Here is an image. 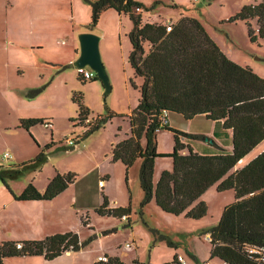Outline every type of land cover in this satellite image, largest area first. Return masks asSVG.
Wrapping results in <instances>:
<instances>
[{
	"label": "rangeland",
	"instance_id": "rangeland-1",
	"mask_svg": "<svg viewBox=\"0 0 264 264\" xmlns=\"http://www.w3.org/2000/svg\"><path fill=\"white\" fill-rule=\"evenodd\" d=\"M95 1L18 0L7 16L0 13V228L2 219L12 212L6 204L7 196L12 198L9 188L20 189L30 183L36 187L45 186L59 170L69 171L78 178L77 185L67 191L63 200H74L78 188L88 187L94 193L90 201V205H94L101 197L99 180H104L107 187L103 191L110 195L111 202L116 201L121 205L119 207H130L132 225L129 226L128 220L113 216L97 217L88 210L92 221L95 219L99 227L111 230L102 238H94V232H88L82 239L88 243L72 252L74 257H60L51 262L39 257L12 258L5 264H71L72 260L92 264L97 249L117 243L121 244L119 250L125 264H132L137 259L139 264H167L176 253H182L188 264H227L211 257L212 244L205 239L204 233L218 224L224 208L234 202V191L218 193L215 186L210 187L202 198L208 212L200 220L162 211L160 214L155 211V197L142 206L141 160L135 162L128 174L121 162L112 161V146L131 135L129 116L137 108L140 98L138 90L130 83L134 71L129 61L132 50L129 34L134 24L128 15L109 9L96 26L92 25L91 3ZM140 1L144 5V20L177 22L183 16L198 18L212 39L230 53L233 61L251 67L264 78V40L257 38L252 42L246 23L229 21L243 7L261 0H163L159 4L155 0ZM81 34L100 38L99 51L112 88L108 95H105L96 72L98 80L95 82L80 78L84 69H92L70 67L80 55ZM74 97L89 110V122L78 121L79 103ZM109 113L114 116L103 127L82 137L97 118L108 117ZM177 115L172 113L170 118H180ZM30 116L44 119L52 127L46 129L37 125L29 131L24 130L20 121L32 118ZM176 121L185 124L177 126L180 131L186 127L188 131H206L209 127V121L204 117L192 122ZM51 138L60 142L46 151L43 141ZM208 139L184 141L197 148L216 149L212 139L209 142ZM71 146L75 148L66 149ZM173 148L172 132L163 129L157 135V150L170 153ZM7 152L11 158L3 159ZM252 158L253 155L237 167L246 165ZM156 165L157 172L165 165H169L171 171L173 160L159 158ZM106 174L111 175L109 181ZM227 196H231V203L224 204L222 198ZM29 212L26 211L27 218H31ZM121 226L122 230L119 229ZM132 230L137 247H140L139 256L135 244L131 250L126 247V244L134 243ZM5 232L8 233L4 226Z\"/></svg>",
	"mask_w": 264,
	"mask_h": 264
},
{
	"label": "trees",
	"instance_id": "trees-1",
	"mask_svg": "<svg viewBox=\"0 0 264 264\" xmlns=\"http://www.w3.org/2000/svg\"><path fill=\"white\" fill-rule=\"evenodd\" d=\"M91 5L94 26L109 9L128 15L134 24L129 34L132 46L129 61L134 70L130 83L140 98L129 116L131 135L113 146L111 156L113 162H121L126 167L127 174L141 160L142 206L155 197L157 206L165 213L200 220L208 212L201 198L210 187L216 185L218 192L232 190L234 202L224 208L218 224L204 233L211 236V257L227 264H264V151L243 168L236 169L264 141V78L251 67L230 59L198 18L183 16L171 22L172 29L168 31L165 20H143L144 5L140 0H96ZM229 21L246 23L252 42L257 38L264 40V0L243 7ZM80 78L86 81L81 74ZM97 80L95 77L90 81ZM136 80H141V85ZM74 99L79 103L78 121L83 123L90 112L78 98ZM164 110L182 115L186 120L204 115L219 123L222 131L232 133V150L218 147L215 154H200L182 139L205 140L207 136L165 125L163 129L174 136V148L170 153L158 152L156 130L161 126ZM113 116L109 113L108 117L97 118L82 137L103 127ZM43 122L29 118L21 120L20 127L29 131ZM165 157L173 160V169L162 171L155 184L156 162ZM75 180L76 175L71 172L57 173L44 192L32 183L20 195L10 192L18 201L53 200ZM95 212L122 219L131 214V209L109 208L104 196L103 204ZM82 222L89 225L88 215L82 217ZM18 243L6 241L0 245V264L14 257L44 256L53 260L66 252L79 251L88 241H81L77 233L68 232L24 241L21 249L16 247ZM98 264L123 263L110 257L108 263ZM167 264H177L176 256Z\"/></svg>",
	"mask_w": 264,
	"mask_h": 264
},
{
	"label": "crops",
	"instance_id": "crops-1",
	"mask_svg": "<svg viewBox=\"0 0 264 264\" xmlns=\"http://www.w3.org/2000/svg\"><path fill=\"white\" fill-rule=\"evenodd\" d=\"M17 2H18V0H0V13H3V14L6 13V16H7L8 11L14 10L13 7H16ZM142 17H143V14H142ZM143 20H144V18H143ZM144 21H150V20H144ZM165 21L168 22V20H165ZM150 22H158V21H150ZM219 47L227 56L230 54L227 51L223 50L220 45H219ZM228 57L230 59L234 60L231 55H229ZM136 81H137L138 85H141V83H142L141 80H136ZM171 114L172 113H169V115H168V126L174 128V129L180 130V129H178L177 126H184L185 124L182 121L181 122L176 121V119H184V117L182 115H177V117H180V118H176L173 116H171L172 118H170ZM30 117H32V116H30ZM200 117H204L206 120H208L204 115H199V116L193 118L192 120H186V119L185 120L192 122L195 119L200 118ZM32 118H34V117H32ZM42 120H44V119H42ZM208 121H209V127H208V130H206V131H188V129H187L188 127H186L185 129H181V131L187 132V133H192V134H202V135L207 136L209 139L211 138L212 142H214L212 144L216 146V149H212V148H208V147H198L197 148L195 144H189V145L193 148L194 151H196L200 154H215L218 152V147H224L228 151H231L232 150V146H231V134L232 133H231V131H226V132L222 131L219 123H216V122L210 121V120H208ZM38 125H40V127H41L42 124H38ZM36 126H33L31 128H34ZM162 130L163 129L159 130L157 132V135ZM217 134L221 135V138H219V137L217 138L216 137ZM209 139H208V142H209ZM182 141L184 143L188 144V142H185L184 139H182ZM57 142H60V141H57V139L51 138L50 141H43L42 146H44V149H46L47 146H50L48 149H46V151H48V150H51L53 147L57 146ZM113 146H112V148H113ZM112 148H111V155H112ZM66 149L67 150H73L71 147H67ZM263 151H264V141L259 146H257L243 160L247 159L248 157H250L252 155H253V158L251 160H253L256 156H258ZM158 152L164 153L162 151H159V149H158ZM184 153H187V151H185ZM243 160H241V161H243ZM250 161H247V163H245V164H248ZM244 166L236 167V169H241ZM123 167L126 171V168L124 165H123ZM156 169H157V165L155 166L154 183H156L159 180L160 176L158 174L162 173V171H164V170H169V165H165L163 168H161L159 170V172H157ZM68 170H70V169H68ZM68 172L69 171L59 170L58 172L56 171L55 175L57 173L66 174ZM55 175H53V177ZM85 176H88V174L85 173ZM53 177H51V178H53ZM51 178L48 180V183L51 180ZM106 178L108 179L107 181H109L111 178V175L106 174ZM77 180H78V178L75 180V182L73 184H71L69 186V188L65 192H63L62 194H60L59 196H57L53 200L18 201L13 197L12 194H11L12 198L7 196L8 202L6 201V204L8 205L9 208H11L12 212L9 216L6 217V219H2L3 224L1 225L0 233L3 232V234H2V241L0 242V245L3 242L13 241V240H15L14 242H20V243H22L24 241H28V240H43L46 237H49V236H52L55 234H64V233H68V232L77 233L79 235L81 241H82V239H84L83 236H85L86 234H88V232H91V231L94 232V238H99V237L102 238V237L106 236L108 234L109 230H111V229H108L105 227H99L95 223V221H96L95 219L92 221L91 216H90V212L88 210H92V212L95 213V215L97 217H104V216H101L95 212V210L103 204L104 196H106L108 199L109 208H115V206L119 207L121 205H119V203H116V201L114 203H112L111 199H110V195L108 193H106L105 191H103L104 188L107 187V184H105L103 187H101L99 185L100 191H101L100 192L101 197L97 200L96 203H94V205H90V201H91L94 193L88 187L80 188V190L78 188L76 194L74 195V198H73L74 200H72V201L63 200V197L67 193V191L71 187L77 185V183H78ZM100 181L101 180H99V182ZM91 182H89V183H91ZM48 183L45 186L44 185L40 186V187L37 186L38 188L36 186L35 187L40 192H44ZM27 186H28L27 184L23 185V187H21L20 189H15V188L11 187V189L9 188V190L15 195H20ZM215 188L217 191L216 185H215ZM0 191H2V188H0ZM228 191H232V190H228ZM224 192H227V191H224ZM218 193H223V192H218ZM222 199L225 200V202H226L224 204H229V203H231V200H232L231 196H227V197L222 198ZM151 202H152V200H151ZM145 208L146 207L142 208L144 213H145ZM26 211H30L29 214L31 215V218L26 217ZM155 211H157V213L161 214L162 209L160 207H158L156 204ZM162 212L165 213L164 211H162ZM84 213H86L89 217V225H87V226H85L82 222V217L85 215ZM144 213L142 212V215H144ZM165 214H168V213H165ZM180 216L186 218L184 215H180ZM126 217H127V220L130 221V226H131L132 225V219H131L132 212L130 215H128ZM186 219H189V218H186ZM190 220H193V219H190ZM77 223H79L80 227L78 226ZM4 226L6 227V230L8 233L5 232V234H4ZM119 229L122 230L123 227L121 226V227H119ZM132 233H133V240H134L133 241L134 243H132V244L133 245L135 244L137 256H139L140 247H137V239H136V235H134V231ZM208 234L209 233L204 234V237ZM122 235H123V233H121V236ZM122 237H125V236L123 235ZM119 248L120 249L122 248L120 243H117V245H115V246L103 245V247H100L99 249H97V253H96L94 259L92 260V264H98L97 257L99 255H102V254H105V255L112 257V258L113 257L118 258L123 264H125L123 262L124 257L122 255V252L119 250ZM72 252H74V251L66 252V253L62 254L61 256H59L53 260H47V259H45L44 256H28V257H39V258H43L45 261L51 262V261H54L60 257L72 258V257H74L73 256L74 254H71ZM179 254L182 255V253H179ZM175 256H177V253H176V255H174L173 260L175 259ZM14 258H23V257H14ZM8 259H12V258H6L4 260V264L6 263V261ZM173 260L171 262H173ZM135 262H136V264H139L138 259L136 261H134L132 264H134ZM71 264H89V263H87V261L86 262H78V261L72 260Z\"/></svg>",
	"mask_w": 264,
	"mask_h": 264
},
{
	"label": "water",
	"instance_id": "water-1",
	"mask_svg": "<svg viewBox=\"0 0 264 264\" xmlns=\"http://www.w3.org/2000/svg\"><path fill=\"white\" fill-rule=\"evenodd\" d=\"M99 41L100 38L92 34H81L80 55L75 62L70 64V67H77L79 69L89 67L92 69L97 73L98 79L102 81L105 88V95H108L112 88L99 51ZM71 148L73 149L74 147L71 146Z\"/></svg>",
	"mask_w": 264,
	"mask_h": 264
},
{
	"label": "built area",
	"instance_id": "built-area-1",
	"mask_svg": "<svg viewBox=\"0 0 264 264\" xmlns=\"http://www.w3.org/2000/svg\"><path fill=\"white\" fill-rule=\"evenodd\" d=\"M194 1H196V0H194ZM171 25H172V23H171V21H169V22L167 23V30H168V31H171V29H172V26H171ZM83 69H84V68H83ZM81 75H82L83 79H85V80H91V79L95 78V74H94V71H93V70H86V69H84V70L82 71ZM168 115H169V112H168L167 110H164V111L162 112V114H161V119H160L161 126L156 130V133H157L159 130L163 129V126L168 125ZM86 122H89V119H86ZM42 126L45 127L46 129H50V128L52 127L51 123L48 122V121H44V122L42 123ZM68 141H69L70 144H74L73 140H71V139L69 140V139H68ZM9 158H11V154H9V153H5V154L3 155V159H9ZM99 185H100L101 187H103V186H104V180H101V181L99 182ZM122 220H127V217H126V216H123V217H122ZM205 239L208 240V241H211V236H210V234L206 235V236H205ZM16 247H17L18 249H21V248H22V244H21V243H18V244L16 245ZM126 247H127V249L130 250V249L133 248V244H132V243H128V244H126ZM109 260H110V257L107 256V255H105V254L99 255V256L97 257V262H98V263H108ZM176 263H177V264H188L187 261H186V259H185V257H184L183 255H181V254H177V256H176Z\"/></svg>",
	"mask_w": 264,
	"mask_h": 264
}]
</instances>
